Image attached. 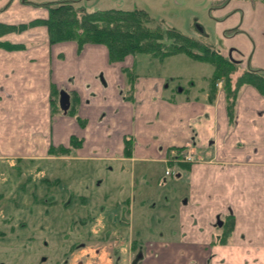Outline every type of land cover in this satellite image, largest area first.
<instances>
[{"label":"crops","instance_id":"crops-1","mask_svg":"<svg viewBox=\"0 0 264 264\" xmlns=\"http://www.w3.org/2000/svg\"><path fill=\"white\" fill-rule=\"evenodd\" d=\"M219 2L220 46L209 48L235 67L229 82L217 79L186 96L166 92L161 75L134 73L131 85L123 74L135 68L134 56L109 63L103 45L78 51L72 41L51 44L44 26L1 36L23 46H0V160L48 158L50 147L82 135L83 145L73 147L79 157L127 163L124 171L143 176L165 153L185 148L192 162H169L178 181L186 178L179 234L167 229L151 240L149 256L161 253L172 264H264V95L239 80L250 69L264 74V0ZM60 89L73 95L72 115L86 128L59 111Z\"/></svg>","mask_w":264,"mask_h":264},{"label":"rangeland","instance_id":"rangeland-1","mask_svg":"<svg viewBox=\"0 0 264 264\" xmlns=\"http://www.w3.org/2000/svg\"><path fill=\"white\" fill-rule=\"evenodd\" d=\"M8 1L0 0V20L17 24L47 17L48 9L44 4L65 0H13L7 7ZM76 1L85 12L140 9L151 17L152 25L178 31L213 49L220 46L217 28L221 22L214 11L221 0ZM134 58L135 68L129 72L163 76L166 92L174 95L180 91L182 96H186L205 88L213 72L210 63L183 53L161 60L148 54H138ZM100 116L101 112L95 118ZM73 118L76 120L75 116ZM77 122L82 129L86 128L81 123L82 119ZM75 136L81 139L82 146L83 136ZM76 149L71 148L68 153L58 156L49 153L48 158L0 160V258L3 261L13 258L17 264L34 263L28 259L29 253L40 246L36 244L37 240L50 235L58 243L66 244L57 255L56 260L61 261L64 257L61 254L67 245L72 244L73 238L97 239L101 236L102 227L107 232L114 231L118 225L116 221L121 217L131 222L132 228L125 231L132 229L140 239L151 235L157 239L158 233L164 234L167 229L178 235L174 226L178 206L186 191V178L181 179L180 185L175 176L161 183L157 179V170L150 174L149 168L143 176L138 172L130 175L121 169L125 168V163L89 160L79 157ZM154 167L160 166L153 164ZM174 168L178 172V167ZM124 237L127 238L126 235ZM93 247L95 245L90 246ZM123 249L120 248L122 254L125 253Z\"/></svg>","mask_w":264,"mask_h":264},{"label":"trees","instance_id":"trees-1","mask_svg":"<svg viewBox=\"0 0 264 264\" xmlns=\"http://www.w3.org/2000/svg\"><path fill=\"white\" fill-rule=\"evenodd\" d=\"M44 5L48 9V15L45 18H33L28 22L17 24L0 21V37L35 26H44L51 44L72 41L77 44L78 51H81L86 44L103 45L106 48L109 63L122 61L128 55L148 54L161 60L169 55L183 53L213 66L210 78L212 87H215L217 79H223L225 83L229 82L230 73L235 67V64L227 57L210 49L199 40L172 29H162L159 25H152L151 17L140 9H99L85 12L77 6L76 0ZM0 46L14 49L23 45L0 40ZM127 70L129 68L125 71ZM132 78L128 76L131 85ZM239 80L252 84L264 95V74H260L259 70L250 69V72ZM66 113L72 115V106ZM81 123L84 124V122ZM80 145L81 140L71 136L70 146H52L48 149V153H55L58 156ZM129 146L130 144L127 143V152L130 149Z\"/></svg>","mask_w":264,"mask_h":264},{"label":"flooded vegetation","instance_id":"flooded-vegetation-1","mask_svg":"<svg viewBox=\"0 0 264 264\" xmlns=\"http://www.w3.org/2000/svg\"><path fill=\"white\" fill-rule=\"evenodd\" d=\"M230 58H228V60L232 62V59ZM129 71L128 70L126 71V75L133 77V75L135 74ZM69 96L72 97L73 99V95L71 96L70 94ZM71 103H72V112H73L75 110V107L73 105L74 101L70 99L69 107H71ZM72 116H75L77 121L78 119H81L80 117H78L76 113ZM125 152L126 154L129 153L127 151ZM187 154H189L191 158L193 157L185 148L184 149L177 148V150L173 152V155L170 156L169 154L166 156L165 153L164 157L162 158L163 162H157V164H159L160 166L159 168L156 169L157 170L156 173L158 174L157 179L161 183H166L167 178L172 176H175L176 180H179L180 178V176L178 175L179 172H175L174 170L172 171V167L169 162L171 161V156L172 158H175L178 162H183V163L192 162V159L189 160L186 159ZM48 155L51 154L48 153ZM167 163L168 165H166ZM129 167L127 166V163H125V168L121 167V169H127V168L129 169ZM179 185H180V181H179ZM114 214L116 215V213ZM178 220L179 217H177L176 220L177 222L175 223L176 225L174 226L177 228V230H175L177 234H179ZM116 224L115 225L117 227L114 229V231L107 232L106 229L104 230V227H102L103 231L101 233V236L97 239L91 240L88 239L87 237L73 238L72 244L67 245L68 246L66 248L67 250L65 249V251L61 254L62 256H64L61 259V261H57L56 259H57V255L59 254V251L61 250V248H63V244L65 243L62 244L58 243L57 241L54 240V237L52 235H50L49 237L46 236L41 240H37L36 244H39L40 246L39 247L36 246L37 248H35L34 251L29 253L30 258L28 259L34 261V263L31 264H172L169 261H161L162 258H159L161 256V253L153 254V256L158 259H154V257L149 256L150 251L153 250L154 248L153 247L154 245L150 242H152L151 240H153L155 236L151 235L152 237L147 236V238L140 239L137 236V232L134 233L133 231H131L132 229L128 232L125 231L126 228L128 227L132 228V226H131V222L124 217H121L119 220H117ZM102 228L98 229V232H100ZM125 235L127 238L124 237ZM158 235H159L158 237L159 239L157 237L156 238L158 240H162L160 238L163 237L164 234L158 233ZM91 245H95V247L90 248ZM120 248L121 249L124 248L123 249L125 251L124 254L120 252L121 251ZM0 264H17V262L13 258L7 259L6 262L0 258ZM174 264H179V263L175 262Z\"/></svg>","mask_w":264,"mask_h":264},{"label":"water","instance_id":"water-1","mask_svg":"<svg viewBox=\"0 0 264 264\" xmlns=\"http://www.w3.org/2000/svg\"><path fill=\"white\" fill-rule=\"evenodd\" d=\"M70 103V96L65 89L59 90L58 105L63 113H66Z\"/></svg>","mask_w":264,"mask_h":264},{"label":"built area","instance_id":"built-area-1","mask_svg":"<svg viewBox=\"0 0 264 264\" xmlns=\"http://www.w3.org/2000/svg\"><path fill=\"white\" fill-rule=\"evenodd\" d=\"M186 159L187 160L191 159V156L189 154H187Z\"/></svg>","mask_w":264,"mask_h":264}]
</instances>
